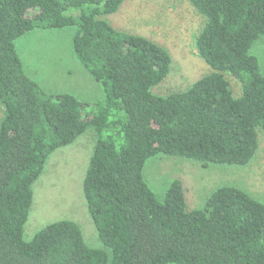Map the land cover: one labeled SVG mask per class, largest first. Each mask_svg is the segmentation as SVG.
<instances>
[{
    "label": "trees",
    "instance_id": "1",
    "mask_svg": "<svg viewBox=\"0 0 264 264\" xmlns=\"http://www.w3.org/2000/svg\"><path fill=\"white\" fill-rule=\"evenodd\" d=\"M123 1L0 0V264H264L262 202L225 185L189 210L179 180L159 199L142 174L159 155L221 166L252 160L264 131V75L251 54L264 37V0H187L204 18L194 47L212 72L167 96L153 89L169 74L170 53L106 19ZM65 29L104 93L92 111L70 94H45L15 47L30 32ZM89 129L96 140L82 193L106 250L89 248L67 220L25 242L33 183L57 149Z\"/></svg>",
    "mask_w": 264,
    "mask_h": 264
},
{
    "label": "rangeland",
    "instance_id": "2",
    "mask_svg": "<svg viewBox=\"0 0 264 264\" xmlns=\"http://www.w3.org/2000/svg\"><path fill=\"white\" fill-rule=\"evenodd\" d=\"M111 26L130 34L146 37L171 55L167 77L153 89L158 96L187 90L195 81L212 72L197 55L194 40L204 25V18L187 0H124L119 10L106 17ZM72 29L36 30L19 38L15 47L26 73L49 95L66 93L85 105V112L104 101L100 83L84 69L71 50ZM264 75V37L251 48ZM232 95L241 94L240 84L225 74ZM2 110L0 107V119ZM258 149L245 166L203 165L178 157L159 155L149 158L143 178L151 191L162 199L170 183L179 180L187 208L197 209L218 187L234 186L264 204V131L258 129ZM96 140L87 130L72 144L57 149L32 185V203L22 238L32 239L45 226L72 221L82 232L85 244L106 250L98 238L88 214L82 183Z\"/></svg>",
    "mask_w": 264,
    "mask_h": 264
}]
</instances>
